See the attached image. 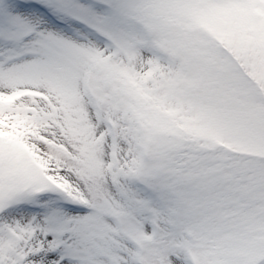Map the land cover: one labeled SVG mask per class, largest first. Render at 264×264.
<instances>
[{
    "label": "snow or ice",
    "instance_id": "snow-or-ice-1",
    "mask_svg": "<svg viewBox=\"0 0 264 264\" xmlns=\"http://www.w3.org/2000/svg\"><path fill=\"white\" fill-rule=\"evenodd\" d=\"M0 264H264V0H0Z\"/></svg>",
    "mask_w": 264,
    "mask_h": 264
}]
</instances>
